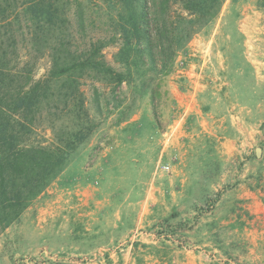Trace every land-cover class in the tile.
<instances>
[{
  "label": "rangeland",
  "instance_id": "rangeland-1",
  "mask_svg": "<svg viewBox=\"0 0 264 264\" xmlns=\"http://www.w3.org/2000/svg\"><path fill=\"white\" fill-rule=\"evenodd\" d=\"M80 1L85 33L74 4L67 13L79 49L109 37L93 11L101 0ZM118 46L102 53L119 70ZM16 51L34 79L47 74L49 51L21 40ZM155 74L146 91L79 81L97 125L0 232V264H264V0H223L169 72ZM55 103L28 144L51 147L53 128L70 124Z\"/></svg>",
  "mask_w": 264,
  "mask_h": 264
},
{
  "label": "trees",
  "instance_id": "trees-1",
  "mask_svg": "<svg viewBox=\"0 0 264 264\" xmlns=\"http://www.w3.org/2000/svg\"><path fill=\"white\" fill-rule=\"evenodd\" d=\"M222 3L101 0L93 11L105 18L109 37L85 40L79 49L67 13L74 4L79 31L85 33L80 0H0V232L20 217L96 127L83 104L79 81L104 78L114 86L125 81L144 89L153 78L148 72L167 74L177 52L218 15ZM20 40L37 55L49 51L51 66L44 77L33 78L28 60L19 63ZM116 42L113 59L119 70L102 53ZM53 100L61 103L52 105L58 117L69 116L70 124L53 128L51 147L28 144L24 136L41 124L44 110L52 111L48 103Z\"/></svg>",
  "mask_w": 264,
  "mask_h": 264
},
{
  "label": "built area",
  "instance_id": "built-area-1",
  "mask_svg": "<svg viewBox=\"0 0 264 264\" xmlns=\"http://www.w3.org/2000/svg\"><path fill=\"white\" fill-rule=\"evenodd\" d=\"M163 169L167 170L168 169V166L167 165H164L162 166Z\"/></svg>",
  "mask_w": 264,
  "mask_h": 264
},
{
  "label": "water",
  "instance_id": "water-1",
  "mask_svg": "<svg viewBox=\"0 0 264 264\" xmlns=\"http://www.w3.org/2000/svg\"><path fill=\"white\" fill-rule=\"evenodd\" d=\"M258 151H259V150L257 149L256 153H258Z\"/></svg>",
  "mask_w": 264,
  "mask_h": 264
}]
</instances>
